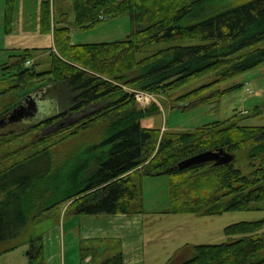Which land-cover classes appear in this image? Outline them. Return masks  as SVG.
<instances>
[{"label": "trees", "instance_id": "trees-1", "mask_svg": "<svg viewBox=\"0 0 264 264\" xmlns=\"http://www.w3.org/2000/svg\"><path fill=\"white\" fill-rule=\"evenodd\" d=\"M70 1L76 27L89 29L102 17L128 15L132 32L115 42L74 44L71 28L56 25L51 0H43L41 31L54 32L57 49L50 68L36 69L33 49L12 54L10 64L2 67L13 74L0 80V118L44 87L53 94L48 99L54 109L40 122L19 121L23 128L12 135L0 134V244L14 243L4 251L44 220L59 225L68 203V215H144L142 180L159 174L171 176L169 214L264 210V126L243 125L251 116L264 115V106L246 117L235 114L192 131L161 133L142 125L159 113L158 105L140 107L128 89L167 97L212 75V82L175 103L186 104L182 110L219 103L236 88L223 89L224 81L264 63V0ZM7 4L10 33L15 0ZM159 44L169 45L150 50ZM97 126L104 132L100 142L69 162L54 161V148ZM207 152H225L234 159L220 166L212 162L175 169ZM224 231L228 242L187 245L170 264H264V218L234 223ZM29 238L31 256H36L29 264H45L42 236ZM80 251L82 264H124L118 239L83 240Z\"/></svg>", "mask_w": 264, "mask_h": 264}, {"label": "rangeland", "instance_id": "rangeland-1", "mask_svg": "<svg viewBox=\"0 0 264 264\" xmlns=\"http://www.w3.org/2000/svg\"><path fill=\"white\" fill-rule=\"evenodd\" d=\"M245 0H231V2H242ZM8 0H0V14L3 13L2 20L4 26H0V43L5 41L7 36L6 13ZM53 14L58 19L65 18L66 26L71 28L70 38L74 44H94V43H110L126 39L132 32V21L128 15L116 18H101V22L89 29H82L75 26V11L70 0H51ZM15 11V10H14ZM13 20L15 14L13 12ZM169 44H159L154 48L165 47ZM264 47V43L261 45ZM11 52L4 49L0 44V80L9 79L13 74L11 69L4 70L2 67L11 62ZM51 59L47 58L42 61H36V69L39 72L46 71L50 68ZM214 76L209 75L194 80L187 86L171 94L170 96L157 95L137 89H129L130 92L144 93L142 104H138L142 108L151 107L157 104L160 111L157 115L146 118L142 121V125L149 128L161 129V133L168 131L186 132L202 127L216 121H225L233 115L238 114L240 117H246L256 107L264 106V63L258 67L243 72L222 83L223 89L235 88L226 93L217 104L201 105L199 107L182 110L173 108V106L184 105L175 101L178 97L195 90L214 80ZM1 82V81H0ZM3 84V83H2ZM1 86V83H0ZM47 88V87H46ZM45 89V87L43 88ZM43 89H38L40 92ZM48 89V88H47ZM36 91V92H37ZM34 94V93H33ZM52 92L46 90L42 97V103L34 116H26L34 123L40 122L48 116L54 114L52 107ZM28 96H26L27 98ZM186 106V104H185ZM96 106L85 111L81 115H75L67 118L64 124H72L80 117L88 112L96 110ZM20 122H12L0 127V134L12 135V131L20 130L23 124ZM245 126H264V115L251 116L243 123ZM59 126V125H57ZM57 128V127H55ZM48 131V130H47ZM20 132V131H18ZM9 133V134H8ZM103 130L101 127H95L89 131L83 132L75 138L60 144L53 149L54 161L69 162L74 156H78L88 146L100 142L103 139ZM50 145V143H48ZM143 204L146 210L144 216L146 225V254L144 264H170V261L177 256L180 250L185 249L187 245L201 244H221L229 241L225 234V228L231 224L241 221H255L264 218V210L261 211H229L215 216H196L194 214H169L167 211L171 204V176L168 174L160 176H148L143 178ZM70 203L66 204L62 209L66 212ZM62 212V213H63ZM64 216V215H63ZM64 219V242L65 250L63 253L62 263L56 257L59 247V239L53 238L51 232L54 231L53 222L44 220L34 227L29 228L22 242H15L17 246L12 250H7L14 243L0 244V264H29L35 257L29 255L30 246L26 242L31 234L41 235L42 244L45 252L43 255L45 264H63L66 258V264H82L81 251L79 241L76 237L79 229L71 230V226L78 220L71 222L65 215ZM63 223V224H64ZM64 233V231H63ZM3 251V252H2ZM187 251V250H186ZM185 251V252H186ZM34 252V251H33ZM31 254V253H30ZM51 257V258H50ZM37 264V262L35 263ZM83 264H86L83 262Z\"/></svg>", "mask_w": 264, "mask_h": 264}, {"label": "crops", "instance_id": "crops-1", "mask_svg": "<svg viewBox=\"0 0 264 264\" xmlns=\"http://www.w3.org/2000/svg\"><path fill=\"white\" fill-rule=\"evenodd\" d=\"M42 1L43 0H15V20L12 22V30L5 37V41L0 43L4 46V49L11 52V55L24 49H33L35 54L33 63H36L38 59L44 61L47 56L51 59V54L57 53L54 32L51 30V32L42 33L41 31L40 22ZM2 16L3 13L0 14V26H4ZM52 16L56 19V25L58 22L60 23L59 25H66V17L58 19L55 14H53V9ZM66 214L67 212L62 213L59 225H54V231L51 232L52 234L50 236V238L55 237L60 241V250L58 249L56 257L61 263L65 250L64 219ZM67 216H69L67 218L69 222L74 219L78 220L71 226V230L79 229L76 234L79 246L83 240L96 238L118 239L122 243L124 264H144L146 254L145 229L148 223L145 221L144 215L134 214L89 217L67 214ZM26 242L29 244L30 248H32L30 238H28ZM30 253L29 255L31 256ZM48 264L50 263L48 262ZM63 264H66V258L63 261Z\"/></svg>", "mask_w": 264, "mask_h": 264}, {"label": "water", "instance_id": "water-1", "mask_svg": "<svg viewBox=\"0 0 264 264\" xmlns=\"http://www.w3.org/2000/svg\"><path fill=\"white\" fill-rule=\"evenodd\" d=\"M39 94L29 95L24 101L14 109L10 114L0 118V127H3L12 122H19L26 118V116H34L37 111V96ZM184 105H178L177 108L181 109ZM32 109L35 111L32 113ZM26 115V116H25ZM231 154L225 152H207L199 154L182 161L175 169L185 170L193 166L203 165L206 163H214L216 166L225 165L233 161ZM161 175V174H159Z\"/></svg>", "mask_w": 264, "mask_h": 264}, {"label": "built area", "instance_id": "built-area-1", "mask_svg": "<svg viewBox=\"0 0 264 264\" xmlns=\"http://www.w3.org/2000/svg\"><path fill=\"white\" fill-rule=\"evenodd\" d=\"M134 93H135L137 101H139L142 104V101L144 100L145 94L144 93H137L136 91Z\"/></svg>", "mask_w": 264, "mask_h": 264}, {"label": "flooded vegetation", "instance_id": "flooded-vegetation-1", "mask_svg": "<svg viewBox=\"0 0 264 264\" xmlns=\"http://www.w3.org/2000/svg\"><path fill=\"white\" fill-rule=\"evenodd\" d=\"M46 92V91H45ZM44 91H42V92H40V93H37V94H39L38 96H37V102H39V103H41L43 100H42V97L44 96V93H45ZM38 103V104H39Z\"/></svg>", "mask_w": 264, "mask_h": 264}]
</instances>
